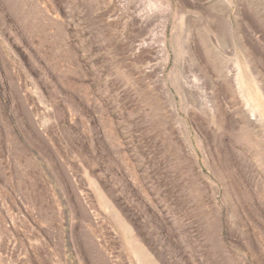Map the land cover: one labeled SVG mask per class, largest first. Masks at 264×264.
I'll return each instance as SVG.
<instances>
[{
	"label": "rangeland",
	"instance_id": "374dc122",
	"mask_svg": "<svg viewBox=\"0 0 264 264\" xmlns=\"http://www.w3.org/2000/svg\"><path fill=\"white\" fill-rule=\"evenodd\" d=\"M0 264H264V0H0Z\"/></svg>",
	"mask_w": 264,
	"mask_h": 264
},
{
	"label": "bare ground",
	"instance_id": "6f19581e",
	"mask_svg": "<svg viewBox=\"0 0 264 264\" xmlns=\"http://www.w3.org/2000/svg\"><path fill=\"white\" fill-rule=\"evenodd\" d=\"M157 2H158V0H157ZM159 2H160V0H159ZM162 2V1H161ZM162 4V3H161ZM163 4H165V3H163ZM182 15V14H181ZM220 20V19H219ZM211 25V24H210ZM218 25H219V23H218ZM217 26V25H216ZM215 26V27H216ZM223 27V26H222ZM214 28V27H213ZM211 29L210 30V32H205V34H204V38H205V40H204V38L203 39H201V42L197 45V47L193 50V52L195 53V54H197V55H199L200 56V58H202V60L204 59V61L206 62V64H211L212 66H214V68L213 69H216L215 68V64H216V59L218 58V56L216 55V52L214 53L213 52V50L215 49V45L216 44H214V41H215V38H216V35L215 34H217V33H215V31H214V29ZM216 30V29H215ZM217 30H218V28H217ZM215 35V36H214ZM221 38V37H220ZM166 33H165V36H164V38H163V41H162V47H163V49L165 50V52H166V56H167V60L169 59V57H170V53H169V50L167 49V43H166ZM169 47V46H168ZM258 52V51H257ZM259 53V52H258ZM165 56V57H166ZM263 59V58H262ZM189 60V59H188ZM248 65V64H247ZM208 66V65H207ZM259 67H260V65H258ZM208 68V67H207ZM225 68V67H224ZM228 68V67H227ZM227 68H225V69H227ZM261 68V67H260ZM210 69V68H209ZM208 69V70H209ZM196 70V69H195ZM222 70H224V69H222ZM250 68H245V69H242L241 68V66H240V64H239V61H238V59L236 60V65H235V67L234 68H231V69H229V70H227V71H225V73L224 74H221V76H223L224 78H222V80H223V82H219V83H216L215 84V86H216V88H218L219 86H223V84H224V86L226 87V88H228L229 90H231L232 88L234 89V90H237L240 94H241V96L243 97V100L245 101V104H246V109H248V111L250 112V114L252 115V118H255V117H257V114H256V110H257V107L255 106V105H253L252 103H251V100H250V93H248L247 91H245V88H244V86H245V79H246V74L247 73H249L250 72ZM210 72V71H209ZM223 72V71H222ZM211 74H213V72H210ZM251 73H252V71H251ZM250 74V73H249ZM213 76H214V74H213ZM212 76V77H213ZM252 76V75H251ZM177 78V77H176ZM179 78V77H178ZM177 81V80H176ZM201 81V80H200ZM214 81V80H213ZM179 82H181L180 80H179ZM257 83V82H256ZM175 84H179V83H175ZM258 85V84H257ZM259 87V86H258ZM220 88V87H219ZM260 89H262L261 88V86L259 87ZM180 91L182 90H185V87H181L180 89H179ZM261 91H263V89L261 90ZM219 92H220V90H219ZM215 93H216V91H215ZM172 95V94H171ZM172 98V102L174 103V102H176L174 99H173V96H171ZM220 100V99H219ZM206 109V108H205ZM175 111V112H174ZM174 113H176V115L178 114V110L176 109V103H175V105H174ZM248 113V112H247ZM213 114V113H212ZM233 114V113H232ZM249 117V116H248ZM231 119V118H230ZM249 119H251V118H249ZM256 119V118H255ZM259 119V118H258ZM178 120V119H177ZM182 121V123H183V126H184V128H186L187 130H188V139L191 137L190 136V133H189V125H188V123H187V121L186 120H184V119H182L181 120ZM251 121V120H250ZM262 124V123H261ZM232 125V124H231ZM251 125V124H250ZM252 125H253V123H252ZM229 126V125H228ZM229 130V129H228ZM257 130V129H256ZM256 133H257V131H256ZM197 137V136H196ZM191 139V138H190ZM188 143V142H187ZM192 148H193V146H192ZM194 155L195 156H197L198 155V153L196 152V150L194 151ZM195 160V159H194ZM141 263V262H140Z\"/></svg>",
	"mask_w": 264,
	"mask_h": 264
}]
</instances>
